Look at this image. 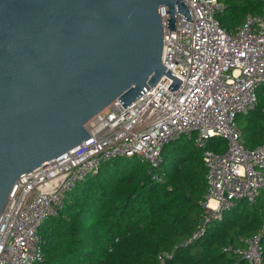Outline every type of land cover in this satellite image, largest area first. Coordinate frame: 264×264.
I'll list each match as a JSON object with an SVG mask.
<instances>
[{"label": "built area", "instance_id": "1", "mask_svg": "<svg viewBox=\"0 0 264 264\" xmlns=\"http://www.w3.org/2000/svg\"><path fill=\"white\" fill-rule=\"evenodd\" d=\"M183 2L193 21L178 15L174 31L164 22L162 58L182 82L179 88L169 90L173 80L164 77L128 107L114 101L86 124L87 141L22 177L0 218V264H40L41 227L104 164L138 157L159 170L166 146L182 139L202 150L207 168L204 221L183 246L202 238L239 203H256L264 189V136L260 146L247 148L237 120L256 111L264 88V13L248 14L227 31L218 19L226 9L220 0ZM214 139L225 140L227 150L210 149ZM239 242L226 249L238 263L264 264V228Z\"/></svg>", "mask_w": 264, "mask_h": 264}, {"label": "water", "instance_id": "2", "mask_svg": "<svg viewBox=\"0 0 264 264\" xmlns=\"http://www.w3.org/2000/svg\"><path fill=\"white\" fill-rule=\"evenodd\" d=\"M183 0H0V218L17 182L90 138L86 124L162 78Z\"/></svg>", "mask_w": 264, "mask_h": 264}, {"label": "trees", "instance_id": "3", "mask_svg": "<svg viewBox=\"0 0 264 264\" xmlns=\"http://www.w3.org/2000/svg\"><path fill=\"white\" fill-rule=\"evenodd\" d=\"M220 1L226 9L218 19L227 31L248 14L264 13L257 0ZM258 99L256 111L237 120L250 149L263 142L264 88ZM210 149L223 153L227 142L214 139ZM163 155L159 170L138 157L124 158L80 183L59 216L40 229V264H248L226 249L264 228V189L254 205L239 203L183 246L204 221L207 168L202 150L187 139L166 146ZM155 174L162 180H153Z\"/></svg>", "mask_w": 264, "mask_h": 264}, {"label": "rangeland", "instance_id": "4", "mask_svg": "<svg viewBox=\"0 0 264 264\" xmlns=\"http://www.w3.org/2000/svg\"><path fill=\"white\" fill-rule=\"evenodd\" d=\"M86 179H89V177H87Z\"/></svg>", "mask_w": 264, "mask_h": 264}, {"label": "bare ground", "instance_id": "5", "mask_svg": "<svg viewBox=\"0 0 264 264\" xmlns=\"http://www.w3.org/2000/svg\"><path fill=\"white\" fill-rule=\"evenodd\" d=\"M212 226V225H211Z\"/></svg>", "mask_w": 264, "mask_h": 264}]
</instances>
